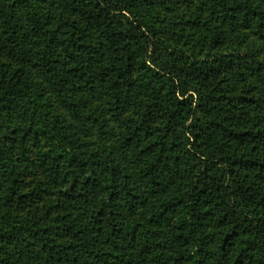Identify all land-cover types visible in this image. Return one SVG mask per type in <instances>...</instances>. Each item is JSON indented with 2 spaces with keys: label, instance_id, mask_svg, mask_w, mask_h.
<instances>
[{
  "label": "trees",
  "instance_id": "trees-1",
  "mask_svg": "<svg viewBox=\"0 0 264 264\" xmlns=\"http://www.w3.org/2000/svg\"><path fill=\"white\" fill-rule=\"evenodd\" d=\"M0 264H264V0H0Z\"/></svg>",
  "mask_w": 264,
  "mask_h": 264
}]
</instances>
